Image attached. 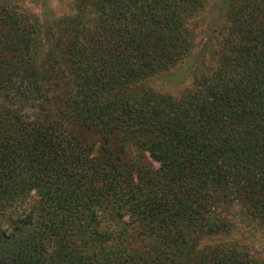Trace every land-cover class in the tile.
Returning a JSON list of instances; mask_svg holds the SVG:
<instances>
[{
  "label": "trees",
  "instance_id": "obj_1",
  "mask_svg": "<svg viewBox=\"0 0 264 264\" xmlns=\"http://www.w3.org/2000/svg\"><path fill=\"white\" fill-rule=\"evenodd\" d=\"M202 5L0 2V264H264V0L178 96L137 86Z\"/></svg>",
  "mask_w": 264,
  "mask_h": 264
},
{
  "label": "rangeland",
  "instance_id": "obj_2",
  "mask_svg": "<svg viewBox=\"0 0 264 264\" xmlns=\"http://www.w3.org/2000/svg\"><path fill=\"white\" fill-rule=\"evenodd\" d=\"M3 0H0L2 2ZM28 5L41 16L50 12L60 14L70 11L71 0H8ZM202 8L193 14L196 36L189 54L178 64L152 74L137 84L162 94L178 96L191 86L194 77L208 73L217 61V45L224 33L226 9L231 0H202ZM261 231V230H260ZM263 236L259 233V237ZM262 242V241H259Z\"/></svg>",
  "mask_w": 264,
  "mask_h": 264
}]
</instances>
